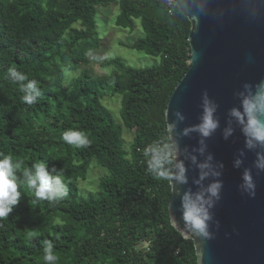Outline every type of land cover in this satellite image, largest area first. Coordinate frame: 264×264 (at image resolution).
<instances>
[{"label":"trees","instance_id":"1","mask_svg":"<svg viewBox=\"0 0 264 264\" xmlns=\"http://www.w3.org/2000/svg\"><path fill=\"white\" fill-rule=\"evenodd\" d=\"M111 3L120 7L117 26L133 29L141 21L145 36L131 48L161 57L158 66L136 69L115 59L106 63L114 67L110 76L92 75L96 8ZM190 31L189 20L165 0H0V152L22 161L21 171L41 160L63 169L68 188L51 203L19 188L20 203L0 221V264H45L44 240L53 242L55 264H198L193 240L168 223L172 191L147 172L143 155L167 136L168 102L191 66ZM9 67L38 82L36 103L23 102ZM67 70L80 71L69 87ZM109 95L122 97L121 119L134 133L129 150L123 126L103 106ZM69 129L90 143L66 144L61 136ZM93 161L108 175L84 197L79 181Z\"/></svg>","mask_w":264,"mask_h":264},{"label":"water","instance_id":"2","mask_svg":"<svg viewBox=\"0 0 264 264\" xmlns=\"http://www.w3.org/2000/svg\"><path fill=\"white\" fill-rule=\"evenodd\" d=\"M165 1L174 3L191 23V66L176 86L165 117L167 126L176 125L173 135L187 177V184L173 187L169 215L183 228L176 192L199 190L198 165L211 156L220 175L205 178L200 186L214 181L223 184L220 200L210 209L211 238H184L193 240L198 264H264V170L256 166L258 153L264 155V149H248L240 127L229 115L238 106L237 97L245 85L255 89L264 82V0ZM205 92L217 106L214 115L219 126L210 138L196 131L184 135L200 123ZM229 127L234 131L226 138ZM245 171L256 185L254 198L243 190Z\"/></svg>","mask_w":264,"mask_h":264},{"label":"clouds","instance_id":"3","mask_svg":"<svg viewBox=\"0 0 264 264\" xmlns=\"http://www.w3.org/2000/svg\"><path fill=\"white\" fill-rule=\"evenodd\" d=\"M6 75L13 84H19L25 104L36 103L37 98L41 96V91L35 79L29 80L25 73L15 67H9ZM237 98L239 104L230 110V117L240 127L248 149H264V82L257 84L255 89L245 85V91L240 92ZM216 107L205 92L200 123L194 129L185 130L184 135L196 131L202 138H210L219 126L214 115ZM176 115L180 116L179 113ZM180 119L182 120L183 116H180ZM175 127L174 123L168 124L166 138L155 139L143 149L147 172L155 179L167 182L171 191L174 186L187 184L186 166L180 159L179 144L173 135ZM233 131L229 127L225 134L226 138ZM61 139L76 148L85 147L90 143L83 131L72 129L64 131ZM211 160L212 157L209 156L206 162L198 165L200 169V178L196 182L198 191L188 189L176 192L181 202L183 228L173 214L169 215L168 223L182 237L211 238L208 230L211 220L210 209L216 201L220 200L223 187L220 181H214L206 187L200 186L205 178L220 175L213 168ZM192 161L195 163L196 158L192 157ZM240 163L241 161L237 160L236 166L239 167ZM21 166L22 161H14L11 154L0 152V221L9 217L14 207L20 203L22 194L19 188L21 186L32 190L36 201L58 202L68 195L67 185L62 179L63 169L57 170L55 167L50 169L48 163L43 160L34 162L30 167H24L22 171ZM256 166L264 170V155L258 153ZM242 187L250 197H255L256 185L248 171H245L243 175ZM42 251L45 264H55L58 257L54 254V245L51 240L42 241Z\"/></svg>","mask_w":264,"mask_h":264},{"label":"rangeland","instance_id":"4","mask_svg":"<svg viewBox=\"0 0 264 264\" xmlns=\"http://www.w3.org/2000/svg\"><path fill=\"white\" fill-rule=\"evenodd\" d=\"M96 23L99 37V47L94 49L89 55V65L92 75L97 77H108L114 72V67L106 65L115 59H119L126 66L145 69L158 66L161 63V57L151 56L144 52L132 49V45L145 36L140 20L135 21L133 29H124L117 26L116 22L120 15V7L117 3L97 6ZM80 24H77L79 27ZM65 87L71 86L80 71L66 72ZM103 106L110 112L113 118L120 124L123 129V139L125 147L129 150L134 140V133L129 131L121 119L122 97L106 96L102 99ZM108 175L107 170L98 166L93 161L88 170L86 180L79 181L80 194L84 197L96 193L102 178Z\"/></svg>","mask_w":264,"mask_h":264},{"label":"built area","instance_id":"5","mask_svg":"<svg viewBox=\"0 0 264 264\" xmlns=\"http://www.w3.org/2000/svg\"><path fill=\"white\" fill-rule=\"evenodd\" d=\"M170 3H172V2H170Z\"/></svg>","mask_w":264,"mask_h":264}]
</instances>
